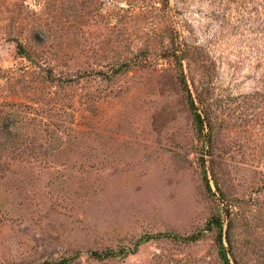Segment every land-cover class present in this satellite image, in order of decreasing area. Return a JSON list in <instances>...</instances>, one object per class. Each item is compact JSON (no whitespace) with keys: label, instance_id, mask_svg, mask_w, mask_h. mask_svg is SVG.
Returning a JSON list of instances; mask_svg holds the SVG:
<instances>
[{"label":"rangeland","instance_id":"rangeland-1","mask_svg":"<svg viewBox=\"0 0 264 264\" xmlns=\"http://www.w3.org/2000/svg\"><path fill=\"white\" fill-rule=\"evenodd\" d=\"M220 234L264 264V0H0V264H226Z\"/></svg>","mask_w":264,"mask_h":264},{"label":"trees","instance_id":"trees-1","mask_svg":"<svg viewBox=\"0 0 264 264\" xmlns=\"http://www.w3.org/2000/svg\"><path fill=\"white\" fill-rule=\"evenodd\" d=\"M10 38V37H9ZM12 40H14L16 43H17V49H18V53L21 54L22 56L30 59V54L28 52V50L23 46V44H21L19 41H18V38H11ZM193 108V116H194V120L196 121L197 123V127H198V131L199 133H203V119L201 117V114H199V112L194 108V106H192ZM208 189L211 190V188L208 186ZM212 222L214 223V225L219 228L220 230H222L223 228V224H222V221L219 217H215L212 219ZM195 239V238H193ZM218 242H219V245H220V255L221 257L223 258V260L225 261L226 264H231L230 263V260L225 252V249H224V246H223V242H222V234H220L219 236V239H218ZM94 256L96 258H99V259H102V258H105V257H110L111 254H108L106 256H101L100 254L98 253H95ZM45 264H51V263H45ZM58 264H66V261L64 262H61V263H58Z\"/></svg>","mask_w":264,"mask_h":264}]
</instances>
